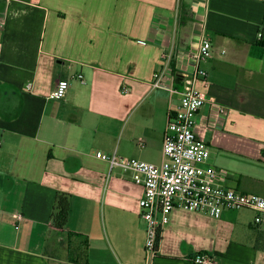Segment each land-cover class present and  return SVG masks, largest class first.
<instances>
[{
	"label": "crops",
	"instance_id": "1",
	"mask_svg": "<svg viewBox=\"0 0 264 264\" xmlns=\"http://www.w3.org/2000/svg\"><path fill=\"white\" fill-rule=\"evenodd\" d=\"M0 20V264L143 263L144 186L97 153L161 163L173 89L199 68L209 163L264 195V0H0ZM204 38L214 54L196 63ZM61 78L65 97H50ZM58 192L70 194L65 227L53 224ZM254 217L175 208L155 264H197L201 251L264 264Z\"/></svg>",
	"mask_w": 264,
	"mask_h": 264
},
{
	"label": "built area",
	"instance_id": "2",
	"mask_svg": "<svg viewBox=\"0 0 264 264\" xmlns=\"http://www.w3.org/2000/svg\"><path fill=\"white\" fill-rule=\"evenodd\" d=\"M213 54V43L204 38L197 49L191 51L190 57L200 63ZM206 75L202 68L194 73L185 72L182 88L173 89L180 92L182 98L169 114L161 163L128 157L116 151L111 154L97 153L109 161L110 170L119 168L137 173L135 181L144 186L139 200L146 232L144 261L141 264H155L163 228L175 208L204 212L217 218L227 209H250L255 212V222L264 219V195L229 186L226 182L229 171L209 163L210 146L196 132L199 110L208 100L206 93L198 88L197 81ZM154 77V87L162 86L163 72L156 71ZM69 86V79H59L50 97L64 98ZM220 111L224 113L225 107L221 106ZM17 217L22 215L17 214ZM193 260L197 264H216L214 256L207 251L197 253Z\"/></svg>",
	"mask_w": 264,
	"mask_h": 264
},
{
	"label": "trees",
	"instance_id": "3",
	"mask_svg": "<svg viewBox=\"0 0 264 264\" xmlns=\"http://www.w3.org/2000/svg\"><path fill=\"white\" fill-rule=\"evenodd\" d=\"M70 194L58 192L52 210L53 224L57 227H65L68 223L70 211Z\"/></svg>",
	"mask_w": 264,
	"mask_h": 264
}]
</instances>
